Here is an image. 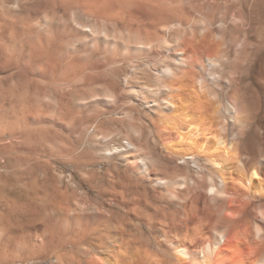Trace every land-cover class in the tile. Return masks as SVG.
<instances>
[{"label":"rangeland","instance_id":"rangeland-1","mask_svg":"<svg viewBox=\"0 0 264 264\" xmlns=\"http://www.w3.org/2000/svg\"><path fill=\"white\" fill-rule=\"evenodd\" d=\"M166 15L187 24L159 28ZM154 31L159 39L135 47ZM190 54L204 95L220 105L236 96L242 116L247 106L257 116L251 131L264 133V0H0V264H55L51 245L23 246L32 208L65 213L57 240L76 229L105 235L129 202L145 214L131 220L140 252L98 251L97 260L154 264L151 254H172L165 235L185 230L170 227L180 209L170 171L185 164L153 123L165 114L169 71ZM194 191L202 210L206 190Z\"/></svg>","mask_w":264,"mask_h":264},{"label":"bare ground","instance_id":"bare-ground-1","mask_svg":"<svg viewBox=\"0 0 264 264\" xmlns=\"http://www.w3.org/2000/svg\"><path fill=\"white\" fill-rule=\"evenodd\" d=\"M163 18L156 22L159 28H170L176 21L187 24L186 18L185 21L167 15ZM157 37L158 32L153 33L146 42H141L144 37L140 42L136 41L135 47L144 49ZM204 42L209 51L218 47L208 40ZM191 54L190 62L184 63V57H177L179 65L171 71L166 68V73L170 72L169 80L159 88L166 97L161 98L158 105L165 110V119L164 115L159 114L153 123L156 131L161 132L164 145L173 148L178 160L185 164L183 168L174 165L169 180L172 186L169 194L180 207L177 214H171L170 227L172 229L177 221H181L185 232L180 240H176L172 236L174 230L169 231L165 237L167 246L173 249L172 254H151L150 259L154 264L166 261L167 264H264V133L258 129L251 131L257 116H253L247 105L246 114L242 116L236 96L220 105L219 100L208 99L204 95L208 84H205L202 76H195L198 55ZM210 54L206 57L208 65L214 58ZM150 91L159 94L154 89ZM261 115V118H257L260 129L264 128V112ZM192 165L196 170H190L189 166ZM197 177L206 179L200 181ZM200 187L206 190L204 199L207 203L202 210L194 193ZM31 213L32 228L22 234L26 239L23 246L31 249L39 245L38 241L42 245H51L50 258L55 264H104L94 255V252L104 250L114 256L122 248L127 253L140 252L137 251V244L142 243L143 235L131 220L139 221L145 214L133 202L127 203L126 210L117 219L118 227H106L105 235L76 229L55 240L59 223L66 219L65 213L58 214L56 211L51 215L47 211L40 213L35 208L31 209ZM106 218L105 223H108L110 218ZM35 222H40L39 229L35 228ZM196 235L201 237L200 241L191 239ZM146 251L141 258L147 256ZM105 264H109L108 259H105Z\"/></svg>","mask_w":264,"mask_h":264}]
</instances>
